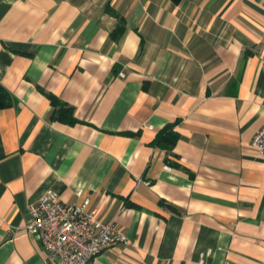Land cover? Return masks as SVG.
<instances>
[{
    "label": "crops",
    "instance_id": "1",
    "mask_svg": "<svg viewBox=\"0 0 264 264\" xmlns=\"http://www.w3.org/2000/svg\"><path fill=\"white\" fill-rule=\"evenodd\" d=\"M263 124L264 0H0V264L47 190L126 236L88 264H264Z\"/></svg>",
    "mask_w": 264,
    "mask_h": 264
},
{
    "label": "built area",
    "instance_id": "2",
    "mask_svg": "<svg viewBox=\"0 0 264 264\" xmlns=\"http://www.w3.org/2000/svg\"><path fill=\"white\" fill-rule=\"evenodd\" d=\"M121 75V74H120ZM251 147L264 158V124L254 134ZM30 220L25 228L37 239L46 254L44 264H88L104 251L126 242V236L111 222L89 209V199L81 203L61 202L47 190L29 206Z\"/></svg>",
    "mask_w": 264,
    "mask_h": 264
},
{
    "label": "trees",
    "instance_id": "3",
    "mask_svg": "<svg viewBox=\"0 0 264 264\" xmlns=\"http://www.w3.org/2000/svg\"><path fill=\"white\" fill-rule=\"evenodd\" d=\"M172 3H174V4H178V3H180L181 1H183V0H170Z\"/></svg>",
    "mask_w": 264,
    "mask_h": 264
}]
</instances>
